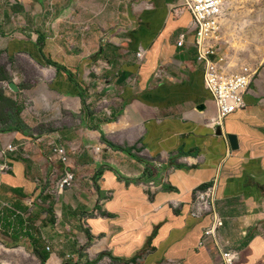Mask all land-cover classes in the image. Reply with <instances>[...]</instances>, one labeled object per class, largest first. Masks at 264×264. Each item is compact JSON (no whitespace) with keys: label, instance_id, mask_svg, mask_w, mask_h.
<instances>
[{"label":"crops","instance_id":"0c3cea01","mask_svg":"<svg viewBox=\"0 0 264 264\" xmlns=\"http://www.w3.org/2000/svg\"><path fill=\"white\" fill-rule=\"evenodd\" d=\"M191 20L179 0H0L3 264H220L212 215L189 214L214 182L222 245L264 264V62L214 124Z\"/></svg>","mask_w":264,"mask_h":264},{"label":"built area","instance_id":"2783aa9c","mask_svg":"<svg viewBox=\"0 0 264 264\" xmlns=\"http://www.w3.org/2000/svg\"><path fill=\"white\" fill-rule=\"evenodd\" d=\"M179 1H182V5L192 15L188 34H193L194 43L199 53L198 58L205 63L204 83L212 94L217 110V115L212 119V122L221 126L228 115L245 107L244 96L253 79L254 72L246 64L237 68L232 66L229 58L224 54H220V49L215 42L216 34L225 23L229 0ZM185 38L186 34H182L178 44L183 45ZM136 55L137 58L143 59V50L137 51ZM6 149L14 150L15 146L8 145ZM53 152L61 163H67V155L62 146H55ZM6 168H8L6 164L1 166L2 170ZM73 181L74 173L70 169H66L56 177L51 191L54 194L60 193L66 187H69ZM216 196L217 184L215 182L204 189H197L190 204L189 214L196 219H200L206 214L212 215V224L204 231V237L205 239L213 238L220 252V264H236L239 259V252L225 249L217 232L223 226V219L216 210ZM201 245H204V241L201 242ZM0 264H3L1 260Z\"/></svg>","mask_w":264,"mask_h":264},{"label":"rangeland","instance_id":"374dc122","mask_svg":"<svg viewBox=\"0 0 264 264\" xmlns=\"http://www.w3.org/2000/svg\"><path fill=\"white\" fill-rule=\"evenodd\" d=\"M215 42L236 68L264 62V0H229Z\"/></svg>","mask_w":264,"mask_h":264},{"label":"water","instance_id":"95a60500","mask_svg":"<svg viewBox=\"0 0 264 264\" xmlns=\"http://www.w3.org/2000/svg\"><path fill=\"white\" fill-rule=\"evenodd\" d=\"M9 86L13 89V90H17V86H15V84L13 82L9 83ZM229 141L231 143V146L233 149H237V138L233 135H229Z\"/></svg>","mask_w":264,"mask_h":264}]
</instances>
